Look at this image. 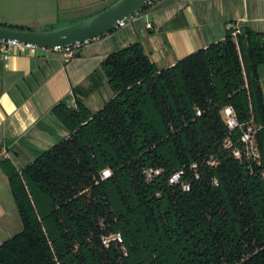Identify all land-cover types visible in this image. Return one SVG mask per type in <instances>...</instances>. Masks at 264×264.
I'll return each mask as SVG.
<instances>
[{"label":"trees","instance_id":"trees-1","mask_svg":"<svg viewBox=\"0 0 264 264\" xmlns=\"http://www.w3.org/2000/svg\"><path fill=\"white\" fill-rule=\"evenodd\" d=\"M262 64L264 33L246 26L162 69L140 42L110 52L100 73L113 97L100 110L58 102L66 139L23 168L0 158L23 225L0 264H264ZM225 106L253 126L257 160L224 148L229 137L242 149ZM150 169L160 173L147 180ZM114 233L122 241L105 246Z\"/></svg>","mask_w":264,"mask_h":264},{"label":"crops","instance_id":"crops-1","mask_svg":"<svg viewBox=\"0 0 264 264\" xmlns=\"http://www.w3.org/2000/svg\"><path fill=\"white\" fill-rule=\"evenodd\" d=\"M229 23L264 33V0H157L124 26L83 44L70 59L62 53L0 44V158L23 168L66 139L68 131L51 113L58 102L74 107L79 97L91 111L100 110L113 97L100 73L110 52L140 42L159 69L167 68L223 40ZM258 72L264 100V64ZM14 214L18 217L0 167V236H12Z\"/></svg>","mask_w":264,"mask_h":264},{"label":"water","instance_id":"water-1","mask_svg":"<svg viewBox=\"0 0 264 264\" xmlns=\"http://www.w3.org/2000/svg\"><path fill=\"white\" fill-rule=\"evenodd\" d=\"M150 0H117L97 14L78 23L47 30L0 25V42L38 49H58L88 43L112 32Z\"/></svg>","mask_w":264,"mask_h":264},{"label":"rangeland","instance_id":"rangeland-1","mask_svg":"<svg viewBox=\"0 0 264 264\" xmlns=\"http://www.w3.org/2000/svg\"><path fill=\"white\" fill-rule=\"evenodd\" d=\"M117 0H0V21L18 22L31 30H47L78 23L102 11ZM5 18V19H4ZM4 19V20H3ZM17 20V21H15ZM9 227L12 235L23 228L14 214ZM8 238L0 236V243Z\"/></svg>","mask_w":264,"mask_h":264},{"label":"built area","instance_id":"built-area-1","mask_svg":"<svg viewBox=\"0 0 264 264\" xmlns=\"http://www.w3.org/2000/svg\"><path fill=\"white\" fill-rule=\"evenodd\" d=\"M151 1L152 0H150L147 4L152 5L153 3ZM139 13H141V12L138 11L132 17L127 19L125 22H122L120 24V27L124 26L130 19H132L135 15H138ZM147 27L151 28V25L149 23H147ZM227 29L232 30V36L233 37H235L236 33L239 32V26L236 23H229ZM0 44H2L4 46L5 45H17L14 43H5V42H1ZM82 45L83 44H77V45L69 46L66 48L43 49V50L49 51V52L62 53L66 59H70V58L76 56V53L78 52L79 48ZM231 109H233L231 106L223 107L220 111L221 118L229 130H234L237 128L240 129V131H241L240 144L242 145V149L234 146L232 140L229 137L225 138L223 141L224 148L227 150H230L231 154L235 158L240 159L242 156H245L247 159L252 158L254 160H257L259 158V154H258V151L256 148L255 140L253 138V133H254L253 126L250 124H247L244 126L243 124L239 123V121L237 120L235 111L233 112ZM208 163L211 165H216L217 161L211 158L208 161ZM193 167H194V165H193ZM106 171L110 172V170L107 168L101 171V173H100L101 179H106V178L111 176V172H110V175H105ZM159 173H160L159 170H153V169L147 170V171H145L146 179L151 180L152 178L157 176ZM183 174H184L183 169L178 170L175 173H173L169 179L170 184L178 183L181 180ZM195 176L198 177L197 174H195ZM212 183H213V185H217L216 179H213ZM182 188H183V190L188 191L190 189L189 183L188 182H182ZM101 240L105 246H108L112 241H114V242H121L122 241L121 235L119 233L110 234L108 236L103 235L101 237ZM123 250H124V248H123Z\"/></svg>","mask_w":264,"mask_h":264},{"label":"clouds","instance_id":"clouds-1","mask_svg":"<svg viewBox=\"0 0 264 264\" xmlns=\"http://www.w3.org/2000/svg\"><path fill=\"white\" fill-rule=\"evenodd\" d=\"M234 112V109H231ZM105 175H110V172L106 171Z\"/></svg>","mask_w":264,"mask_h":264}]
</instances>
